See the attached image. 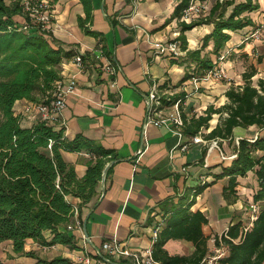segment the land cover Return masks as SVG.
<instances>
[{
    "label": "crops",
    "instance_id": "obj_1",
    "mask_svg": "<svg viewBox=\"0 0 264 264\" xmlns=\"http://www.w3.org/2000/svg\"><path fill=\"white\" fill-rule=\"evenodd\" d=\"M92 2L93 29L104 33L103 43L110 53L106 57L111 58L117 68L112 76L115 85H111L99 68L78 72L71 61L72 56L64 58L62 76L76 74L77 87L68 98L62 122L57 125L65 127L69 138L83 134L106 148L114 149L117 162L107 174L105 192L100 181L97 194L83 205L82 228L69 230L74 236L75 248L63 243L44 246L28 238L25 250L35 251L38 257L47 260L63 256L72 260L73 264H86L83 259L87 255L93 258L92 264H133L128 254H109L103 250V242L117 239L129 252L153 248L158 236L155 237L154 231L159 225H165V219L170 216L167 212L170 205L188 196L195 198L191 211L200 210L208 218L203 232L208 238L211 257L221 248L216 245V238L249 214L247 202L254 199L258 188L255 172L237 175L234 193L226 198L224 190L231 176L223 174V171L232 164L234 158L231 156L236 154L239 140L254 137L257 128L236 127L233 138L221 140L219 149L193 143L182 150L180 143L190 141L192 135L184 134L180 139L169 123L158 126L147 122V96L155 84L177 95L185 92L186 98L190 96L192 100L190 107H195L193 111L185 110L190 116L203 114L210 105L220 107L227 103L226 90L232 83H240L237 80L240 76L238 66L233 70L232 64L237 65L239 57L247 53L244 50L250 45L243 40L242 34L256 27L257 23L264 22V1L259 0L260 8L249 13L256 22L255 26L230 32L231 40L223 50L231 52L230 64L227 61L223 64L228 81L203 78L198 83L183 82L187 70L185 65L173 62V55L161 53L157 47L177 39L181 33L180 20L170 19L179 0ZM52 6L54 19L50 30L67 45V49L74 47L94 52L100 48L99 39L86 34L78 24V16H85L80 0H54ZM17 19L25 21L22 16ZM212 29L213 25L204 24L187 30L188 47H201L203 37ZM212 47L211 41L206 51ZM212 57L216 58L214 54ZM261 58L256 64L257 79H264V53ZM244 71L241 70L242 74ZM188 100L185 99L184 103L188 104ZM24 102L20 99L17 107ZM182 107H185L184 104ZM172 111L170 106L164 113L168 116ZM216 115L218 117L211 120L212 125L203 129L204 134L218 123L219 114ZM21 118L22 125L26 127L36 122L26 112L21 114ZM204 149L206 155L200 162ZM221 153L227 158L223 159ZM62 155L75 167L77 177L83 178L91 155L84 151L66 150L62 151ZM196 188H200L197 193L194 192ZM72 200L79 202L76 197ZM85 222L88 236L84 231ZM164 248L171 255H191L195 251L192 241L179 238L169 239ZM223 248L227 253V246ZM38 257L16 253L10 240L0 242V264H45Z\"/></svg>",
    "mask_w": 264,
    "mask_h": 264
},
{
    "label": "trees",
    "instance_id": "obj_2",
    "mask_svg": "<svg viewBox=\"0 0 264 264\" xmlns=\"http://www.w3.org/2000/svg\"><path fill=\"white\" fill-rule=\"evenodd\" d=\"M195 1L179 0L170 18H178L181 22L177 40L185 54L172 59L187 69L183 82L193 76L201 80L219 65L217 58L231 40L230 32L255 26L256 22L249 13L260 8L259 0H210L207 10L201 9L190 21L182 20L185 9ZM80 2L85 16H78L79 26L86 34L97 37L104 55L110 56L103 43L104 33L93 29L92 0ZM53 3L51 0V5ZM18 16L25 21L20 22ZM204 24L213 25L212 31L203 37L201 47L190 49L186 31ZM211 41L213 47L206 51ZM66 46L50 29H44L42 23L33 20L19 2L0 0V242L10 240L16 253L35 257H38L35 251L25 250L28 238L44 246L63 243L76 247L68 225L75 222L76 209L83 222V205L97 194L105 167L111 164L108 174L117 162L116 151L99 141L83 134L69 138L64 126L46 121L23 126L21 116L14 110L17 100L23 98L44 103L52 99L54 83L62 78L64 58L80 52ZM88 56L94 58L91 52ZM256 74V67L245 70L242 74L244 83L231 84L225 92L228 102L222 106L210 105L200 115L190 116L182 111L183 133L186 135L193 136L204 128L208 129L214 114H219V121L204 134L207 139H231L238 126L257 128L254 137L239 140L237 156L223 174L231 176L224 190L228 198L234 193L237 175L255 172L258 188L254 201L259 203V214L248 230L243 229V221H238L229 227L227 236L223 234L216 238L217 246L224 244L228 248L217 264H264V79L259 78L255 83L253 77ZM186 97L185 92L175 94L171 103L179 99L183 102ZM63 150L84 151L91 155L83 178H78L75 167L64 160ZM203 154L200 162L204 161L206 149ZM74 197L79 198V202H73ZM180 199L168 208L170 216L158 231L153 257L161 264H204L211 254L208 238L203 232L208 218L200 210L191 211L195 198L184 196ZM171 238L192 241L195 251L191 255H171L164 248ZM38 258L45 264H73L63 256L51 260Z\"/></svg>",
    "mask_w": 264,
    "mask_h": 264
},
{
    "label": "built area",
    "instance_id": "obj_3",
    "mask_svg": "<svg viewBox=\"0 0 264 264\" xmlns=\"http://www.w3.org/2000/svg\"><path fill=\"white\" fill-rule=\"evenodd\" d=\"M7 3L12 1L19 2L24 8L30 12L33 20L37 23H42L44 29H50V24L54 19V11L53 6L51 5V0H6ZM198 5H201L199 0L192 2L190 7L185 9L184 14L182 16V20L190 21L194 16L193 13L197 10L195 15L201 12V9H208L206 6L200 8ZM204 5V4H202ZM205 7V8H204ZM257 38H259V30L253 32ZM248 39V38H246ZM158 49L161 53H170L173 56H182L185 54V51L181 48V43L177 39H173L171 41L166 42L165 44H158ZM89 51H80L79 53L72 56V63L78 70V72H89L92 68H99L102 70L107 78L109 79L112 86L115 85V81L113 80V75L117 72V68L114 63L107 59L104 55L102 49L98 48L96 51L91 52L94 58H90L88 56ZM225 58V54L221 53V55L217 58L219 60V65L215 66V68L208 72V74L204 77L206 78H220L223 76L221 62H223ZM189 81L194 83H198L199 79L193 76ZM77 87V78L76 74L69 75L67 77L62 76L61 79L57 80L54 83V88L52 90V99L47 102H34L29 99L23 98L25 100L24 104L21 107H17L16 103L14 106V110L17 115L21 116L22 113H28L30 118L37 121H46L50 124H58L62 122L63 110L67 105L68 98L75 92ZM175 93L167 91L165 88L159 87L158 85H154L151 91L147 96V122L154 123L155 125L162 126L163 124H170L172 128L175 130L180 139L183 138V127H184V119L182 116V110L180 108L181 100H177L174 103H171L172 97ZM184 103V102H183ZM172 106L173 111L170 115H165V109ZM204 131L202 130L196 135L191 137L190 141L180 143V148L182 150H186L190 144L193 143H203L211 148H220L219 142L223 140V138L217 137L212 139H207L204 136ZM222 155V153H221ZM237 153L232 155V158H235ZM223 159L227 157L222 155ZM260 206L258 202L254 200L250 202V212L248 216L243 219V229L248 230L254 224V220L257 219L259 214ZM78 209H76V218L75 222L68 225V229L72 230L74 228H82V222L78 218ZM162 221V220H161ZM161 226L159 225L155 231V237L158 234ZM227 236V231L224 233ZM221 238V237H220ZM225 246L222 244L221 248L217 249L215 255L207 258L204 264H217V260L224 256L225 250L223 248ZM103 250L109 252V254H128L132 257L133 264H161L159 261L155 260L153 257V248L149 247L142 252H129L126 250L122 243L117 239L104 241L102 244ZM86 264H92L93 258L90 256H85L84 259Z\"/></svg>",
    "mask_w": 264,
    "mask_h": 264
},
{
    "label": "rangeland",
    "instance_id": "obj_4",
    "mask_svg": "<svg viewBox=\"0 0 264 264\" xmlns=\"http://www.w3.org/2000/svg\"><path fill=\"white\" fill-rule=\"evenodd\" d=\"M202 4H204V5H202ZM210 4H211V1L209 0L207 2L201 3V5H198V6L200 8H202L203 6H206L208 8V6H210ZM195 13H197V10L194 11L193 16H195ZM256 30H259V34H260L259 38H257V36H255L253 34V32H255ZM242 35L244 36L243 40H247L248 42H250V45L246 49L247 51L244 50L247 53H245V55H241V57H239L237 65L236 64H232V67H231V69L235 70V68L238 66L237 67L238 68V75H240V76L237 77V80L240 82L239 84H243L244 83L241 70H243V69L244 70H250L253 67H256V64L259 63V57L263 56V53H264V22L257 23L256 27H253V28L249 29V31L247 33H243ZM246 38H248V39H246ZM225 52H223V53H225V58H224L223 62H221V68H222L223 76L220 77V78H216V77L212 78V79L218 80L219 82L220 81H228V77H226V75H225L226 70H224L225 68H224L223 64L226 61H227L228 64H230L229 59H230L231 52L229 50L225 51ZM257 80H258L257 76L253 77V81L255 83L257 82ZM199 89L200 88H198V90ZM189 97L186 98L187 100L189 99L188 100L189 101L188 104L183 103L184 101L183 102L181 101L180 108L184 112H185V110H187V111L188 110H192L193 111V109L195 108V107H190V104H191L190 102H192V100H190L191 98H189ZM183 104H184L185 107H182ZM217 117L218 116L216 114L213 115V118H217ZM210 124L212 125L211 121H210ZM253 200H251V201H253ZM247 203H248L247 204V211L250 212V203L249 202H247Z\"/></svg>",
    "mask_w": 264,
    "mask_h": 264
},
{
    "label": "water",
    "instance_id": "obj_5",
    "mask_svg": "<svg viewBox=\"0 0 264 264\" xmlns=\"http://www.w3.org/2000/svg\"><path fill=\"white\" fill-rule=\"evenodd\" d=\"M110 165H111V164H108V165L105 167L104 171H103V177H102V181H101V182H102V189H103V192H105V181H106V175H107V172H108V170H109ZM84 231H85V235L88 236L87 227H86V222H85V224H84Z\"/></svg>",
    "mask_w": 264,
    "mask_h": 264
}]
</instances>
